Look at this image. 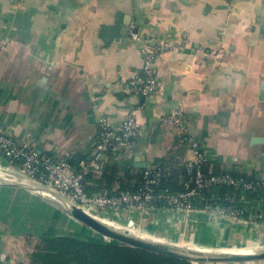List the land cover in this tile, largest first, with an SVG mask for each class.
<instances>
[{"label": "crops", "instance_id": "0c3cea01", "mask_svg": "<svg viewBox=\"0 0 264 264\" xmlns=\"http://www.w3.org/2000/svg\"><path fill=\"white\" fill-rule=\"evenodd\" d=\"M131 25L142 39L170 45L158 60L159 88L147 96L131 91L143 44L127 35ZM263 84L264 0H0V126L17 138L31 132L33 147L56 158L82 156L75 171L102 158L101 166L116 164L121 173H139L145 163L181 168L193 157L191 144L159 119L184 104L207 172L264 179V140H253L264 139ZM134 109L146 127L134 156L98 158L100 115L118 129ZM246 204L263 209L264 198ZM105 213L172 243L225 248L264 240V226L200 209ZM0 222L9 233L39 237L83 226L58 205L8 187H0ZM33 223L40 229L30 231ZM3 240L2 255L10 246Z\"/></svg>", "mask_w": 264, "mask_h": 264}, {"label": "built area", "instance_id": "2783aa9c", "mask_svg": "<svg viewBox=\"0 0 264 264\" xmlns=\"http://www.w3.org/2000/svg\"><path fill=\"white\" fill-rule=\"evenodd\" d=\"M134 28L135 26L131 25L127 35L131 39L142 40L143 44L141 73L131 80V91L136 96H147L159 88L158 60L170 45L162 41L153 44L150 40H144ZM137 109L129 113L118 129L111 125L107 116L100 115L98 158L109 151L116 155L126 153L128 157L134 156L135 141L146 130L145 125L140 124L135 118ZM185 116L186 107L184 104H179L169 114H162L159 119V125L180 129L184 138L189 140L193 150V157L184 163L191 178L185 183V189L177 193H171L169 189L157 190L163 175L160 166L143 169L145 182L136 191L126 190L113 194L104 189L90 192L86 187V175L89 168L83 165L82 169L74 170L72 160L76 156L75 153L56 158L33 147L31 132L24 137L17 138L3 126H0V156L4 157L11 167L28 180L57 193L73 204L91 209L95 213L144 211L157 207L186 211L200 209L215 216L264 224V209L261 208H253L245 216L246 210L243 208L220 204H205L204 207L196 205L207 191H212L216 186L231 185L236 189L264 190V179L236 177L230 172H206L204 170L207 162L206 154L200 141L191 133ZM93 167L100 169L101 163L98 162ZM159 203L162 206H158Z\"/></svg>", "mask_w": 264, "mask_h": 264}, {"label": "trees", "instance_id": "16d2710c", "mask_svg": "<svg viewBox=\"0 0 264 264\" xmlns=\"http://www.w3.org/2000/svg\"><path fill=\"white\" fill-rule=\"evenodd\" d=\"M104 156L108 158L117 156L111 151ZM103 160L99 159V163ZM76 166L75 158L72 160ZM88 166L86 182L100 173V179H93L95 187L86 186L88 191L107 189L116 194L121 191H136L144 185V171L134 173L130 168L121 173L116 164L102 165L100 169ZM163 170L162 180L157 187L158 191L169 189L171 193H177L185 189V183L190 180V174L185 167L169 169L166 164L159 165ZM204 170H207L204 167ZM221 173V172H216ZM231 173V172H230ZM233 174V173H232ZM236 177L250 178L243 175L233 174ZM115 182L119 188L114 189ZM264 198V190L236 189L231 185L216 186L210 192H206L201 201L196 205L204 207L205 204H220L245 209L247 216L253 208H249L246 201ZM158 206H162L161 203ZM264 209V208H263ZM65 235L40 236L31 252L28 264H193L187 260L161 255L140 248L121 244L117 241L104 239H86L72 233L63 232Z\"/></svg>", "mask_w": 264, "mask_h": 264}, {"label": "water", "instance_id": "95a60500", "mask_svg": "<svg viewBox=\"0 0 264 264\" xmlns=\"http://www.w3.org/2000/svg\"><path fill=\"white\" fill-rule=\"evenodd\" d=\"M260 99L264 100V93H262ZM253 140L259 143L262 142L264 139L262 137H256ZM90 159L91 158H89V160ZM80 161H83L82 156H79L76 159V162H80ZM141 167L145 169V168H152L153 166L149 165L148 163H145ZM29 182L32 185L22 183L21 181L6 180L0 183V187L19 189L21 191H25L40 196L43 199L58 205V207L62 209L65 213H67L70 217L82 223L86 227L92 229L98 235H102L106 239L114 240L124 245L140 248L161 255H167V256L187 260L193 264L194 263L244 264V263H253V262H255V264H258L259 262H264V247L259 251L246 252V253L218 252L213 250L204 251V250L188 248L183 245L175 244L171 242H163V241L137 237L131 234V232L128 230H119L103 222L99 218H96L95 216L88 213L84 208L67 201L65 198L58 195L57 193L48 190L45 187L40 186L35 182H32L31 180H29ZM41 190L44 191L45 193H48V195H45L43 192H40ZM244 222L250 223L253 226H264L259 223H251L247 221ZM56 235H65V234L59 233ZM0 264H2L1 253H0Z\"/></svg>", "mask_w": 264, "mask_h": 264}, {"label": "rangeland", "instance_id": "374dc122", "mask_svg": "<svg viewBox=\"0 0 264 264\" xmlns=\"http://www.w3.org/2000/svg\"><path fill=\"white\" fill-rule=\"evenodd\" d=\"M0 164H1L0 165L1 167H4L2 165L1 161H0ZM11 199H14V197ZM14 208L17 210L20 208V206H15ZM8 209L11 210L12 207L9 206ZM131 212H133V211H131ZM96 214L99 217L110 220V218H106L109 216L104 211H100L99 213L96 212ZM113 224L116 225L118 223L113 222ZM116 226H120L122 228H127V227H124L123 225H119V224ZM5 227H9V223L0 222V239L3 237V239H4L3 241L8 240L7 242H9V244H10L9 251L5 252L3 255L1 254V257L4 258V262H6L7 264H9V263H11V264H28L30 254L35 248V244L38 241L39 234H34L32 232H26L24 234L21 233V235L20 234L15 235L13 233H9L11 231L6 230ZM27 227L30 229V231H36V230L40 229L39 225L37 223L36 224L33 223V225L28 224ZM34 227L36 228V230H34L35 229ZM81 227L82 228H79L76 232L67 231V229H64L63 232L72 233V234H75L76 236L86 238V239H95L96 240V239H99L100 237H103L102 235H98L96 232H94L92 229L86 227L85 225H83ZM128 228L130 229V227H128ZM25 231H27L26 228H25ZM4 233H6L8 235L7 238L4 237V235H3ZM104 239H106V238H104ZM182 245H187V243L184 242ZM219 247H225V248L230 247V248H236V249L246 248V247L263 248L264 247V240L263 241H254V242H251V243H248L245 245H228V246H219ZM194 264H210V263H194ZM212 264H215V263H212ZM244 264H255V262L244 263ZM258 264H264V262H259Z\"/></svg>", "mask_w": 264, "mask_h": 264}, {"label": "bare ground", "instance_id": "6f19581e", "mask_svg": "<svg viewBox=\"0 0 264 264\" xmlns=\"http://www.w3.org/2000/svg\"><path fill=\"white\" fill-rule=\"evenodd\" d=\"M1 165V164H0ZM2 165L4 167H1L0 166V183L2 181H6V180H11V181H21L22 183H25V184H28V185H32L29 180L22 176L17 170H15L13 167H11L9 164H6V163H2ZM39 188V187H37ZM40 192H43L45 195H48V193H45L44 191H40ZM54 201V200H53ZM55 202V201H54ZM88 213H90L91 215L95 216L96 218H99L100 220H102L103 222L119 229V230H128L131 232V234L137 236V237H140V238H144V239H152V240H157V241H163V242H169V241H165L163 239H159V238H156V237H153V236H150L146 233H143L137 229H134V228H122L120 226H116L113 224V222L115 221H112V220H107L105 218H102V217H99L94 211H92L91 209H87V208H84ZM126 227V226H124ZM172 243V242H171ZM175 244H178V243H175ZM182 245V244H180ZM185 247H188V248H192V249H198V250H204V251H218V252H241V253H246V252H256V251H259L260 249L262 248H251V247H246V248H240V249H236V248H215V247H202V246H197V245H192V244H187V245H183Z\"/></svg>", "mask_w": 264, "mask_h": 264}]
</instances>
